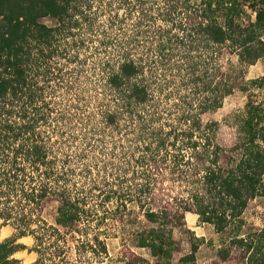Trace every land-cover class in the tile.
I'll use <instances>...</instances> for the list:
<instances>
[{
    "label": "trees",
    "instance_id": "obj_1",
    "mask_svg": "<svg viewBox=\"0 0 264 264\" xmlns=\"http://www.w3.org/2000/svg\"><path fill=\"white\" fill-rule=\"evenodd\" d=\"M245 5L255 11L256 20L242 26L236 19ZM107 14L108 22L100 19ZM47 17L55 23H45ZM83 29L93 36L88 42L99 41L92 54L96 59L92 66L86 65L91 70L72 65L79 55L71 52L87 45ZM263 30L264 0H0V229L13 220L22 223L19 236L35 234L27 207L41 206L47 197L56 196L61 200L58 227L44 228L37 237L35 264H93L94 259L104 258L108 249L101 225L110 218L123 219L130 196L116 188L104 192L96 183L90 193L99 191L100 208H86L94 195L85 186L82 193L89 197L74 195L80 188L77 181L73 183L74 176L85 172L80 164L86 155L66 150L72 140L91 145L92 138L102 133L121 137L139 133L138 139L145 143L137 145L138 151H145L137 163L144 167L141 175L146 182L129 200H140L146 218L159 227L142 231L139 247L150 249L166 264L173 257L174 241L165 228L170 222L168 208L157 210L146 202L152 198L156 173L168 165L192 183L191 201L199 221L213 224L218 232L227 229L263 186L264 103L247 105L238 146L242 154L234 165L222 164L226 150L215 141L219 123L205 125L200 114L205 108L221 107L233 92L228 79L219 80L217 57L224 45L238 49L241 62L255 64L264 55ZM96 32L100 40H95ZM201 47L205 56L193 54ZM85 71H91L85 76L88 84L82 82ZM179 74L188 93L175 94L180 98L174 103L177 123L169 130L165 124L157 128L154 122L164 118L158 91L176 84L168 75ZM258 81L264 78L254 83ZM193 94L197 96L191 98ZM200 95H205L203 100ZM93 101L97 102L94 114ZM98 121L102 128L94 125ZM57 133L61 137L55 139ZM121 146L126 147L123 142ZM16 198L18 205L10 204ZM112 201L117 203L114 209L109 207ZM87 216L90 220L73 258L68 247L52 236L59 228L66 232L80 227ZM90 230L95 242L89 238ZM262 232L258 243L247 244L253 250L249 264H264ZM16 241L0 240V264H20L14 255L24 245ZM197 250L198 245H193L192 253L178 264L195 261ZM148 263L144 256L130 252L128 264Z\"/></svg>",
    "mask_w": 264,
    "mask_h": 264
},
{
    "label": "rangeland",
    "instance_id": "obj_2",
    "mask_svg": "<svg viewBox=\"0 0 264 264\" xmlns=\"http://www.w3.org/2000/svg\"><path fill=\"white\" fill-rule=\"evenodd\" d=\"M95 6L97 8V3ZM108 18V14L100 17L105 22H108ZM255 20V11L249 5H245L244 11L236 19V22L245 26L249 21ZM43 21L49 25L55 23L54 19L50 17L44 18ZM86 31L85 29L82 30V36L84 35L82 38L87 41V45L71 52L79 55V60L72 65L78 67H82L83 65L85 69L91 70L86 65L89 66L96 59V57L92 58V54H95L93 52H95L99 41L94 43L88 42L93 36L88 34V32L86 33ZM261 34L262 40H264V30ZM95 35V40L101 39L97 36V32ZM79 38H81V35L77 36V39ZM74 39L72 38L70 42H73ZM222 49L217 57L221 65L219 80L228 79L233 92L224 98L221 107L216 109L205 108L204 112L200 114V118L205 125L216 121L219 123L218 130L215 132V141L226 150L222 154V164L227 165L230 163L234 165L242 154L238 146L240 145L239 141L242 136L241 126L247 117V105L250 102H253V104L264 103V81L254 83V80L264 78V55L255 64H247L241 62L238 49L236 51L231 50L229 43L224 45ZM193 54L205 56L206 52L201 47V49ZM84 60H88L87 64L82 63ZM90 72H82L83 83L88 84L85 76ZM223 74H226V77ZM168 78L171 80L175 79L176 84L167 86L168 89L164 92L158 91L163 98L161 106L164 118L159 120V122H154L157 128L165 124V130L172 128L171 124L174 121L177 123L178 110L174 106V103L176 104L177 102L176 98H180L175 94L178 92H181L182 95L188 93L187 88L182 84L180 74L175 78L173 75H168ZM89 86L88 88H93V85ZM170 92H172V95ZM189 96L193 98L197 94ZM204 96L200 95L201 100H203ZM96 109L97 102L93 101L90 106V112L94 114ZM74 111L76 112L77 110ZM198 111L200 112V109ZM99 124V121L94 123L97 128H102ZM175 126L182 127L180 124H176ZM65 128L68 129L67 132L70 135L69 126ZM55 135H58L54 137L55 139L61 137L58 133ZM138 138L139 133H130L129 136L124 135L123 137L120 134L111 136L102 133L92 138L91 145L87 141L81 140L80 142H76L72 140L71 144L66 146V150H71L72 154L82 152L86 155L84 164H80V169H84L85 172L73 178V183L77 181L80 188L74 191V195L80 197H89V194L94 195V200L88 198L86 208H100L99 202L101 198L97 195L99 191H96L95 194L90 193V191H94L96 183L103 187L104 192L116 188L119 192L130 196L126 198L128 207L127 212L123 214L124 218L120 219L114 216L116 218H110L107 223L101 225L106 230V234H102V237L106 238L108 254L102 259H94L93 264H128L129 255L132 251L147 258L149 260L148 264H166L165 260L160 257H153L150 249L138 246L139 236L142 231L154 226L159 227L158 224H153L146 218L144 213L146 207L142 210V202L140 203V200L136 202L135 200L134 202L129 200L130 198H136L134 195L140 193L141 185L146 182V177L141 175L144 167L137 163V158L143 154L145 155V151L142 148L141 151L137 150V145L140 143L139 146H145V143ZM128 139L132 140L135 145L130 144ZM122 142L126 146L124 149L121 146ZM56 146L58 147V144ZM133 150L136 151L133 152ZM122 155L123 158H121ZM173 169H175L173 165H168L167 169H164L162 173H156L158 175L156 177L157 181L153 185V199L150 196L151 200H146V202H152L151 207L154 209L161 210L164 206L168 208L170 222L166 223L165 228L168 238L174 241V252L173 257L169 260L170 264H178L182 257L192 253L193 245L195 244L198 245L195 261L188 262L187 264H249V256H251L253 250L247 244L249 242L256 244L263 237L260 235L264 230V175L262 176L263 186L261 191L256 197L250 199L243 214L232 221L227 229L218 232L213 224L199 221V216L194 212L191 201L190 189L192 188V183H189V178L181 176L180 171L176 170V173H174ZM184 169L186 170L188 167L185 166ZM86 177L89 178V181L86 180ZM106 178L109 183L105 182ZM83 186L86 187L89 194L85 191L82 193ZM10 204L14 206L18 205V199L12 200ZM116 204V201H112L109 203V207L114 209ZM60 205L61 200L58 197L49 196L41 206L35 205L33 207L32 205L27 207V211L32 217L29 219L31 221V228L35 230V234L31 233L19 236L20 227H18V224L22 223L13 220L1 227V241L15 239L17 240L16 243L24 245V248L14 255V257L20 260V264H35L39 257V253L35 251V246L37 245L36 239L41 235L40 233H42L44 228L46 229L50 226L49 230L52 231V226L58 227L56 218ZM88 220H90V217L79 223L80 227L78 228L80 229L74 228L65 232L64 229L59 228L60 232L52 236L53 240H59L60 245L68 247L69 255L73 258H75L77 253L76 249L79 245V239L83 234L82 232L86 230L85 227L88 224ZM92 224L95 226L96 221ZM26 228L29 227L27 226ZM89 234V238L94 241L93 231L90 230ZM240 238L245 239L244 243L240 242ZM89 255L92 256L91 252Z\"/></svg>",
    "mask_w": 264,
    "mask_h": 264
}]
</instances>
